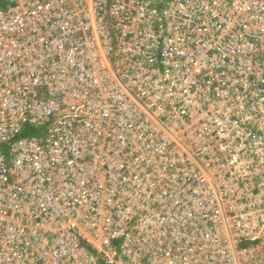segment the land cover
Returning a JSON list of instances; mask_svg holds the SVG:
<instances>
[{
    "label": "built area",
    "instance_id": "built-area-1",
    "mask_svg": "<svg viewBox=\"0 0 264 264\" xmlns=\"http://www.w3.org/2000/svg\"><path fill=\"white\" fill-rule=\"evenodd\" d=\"M126 1L0 0V264H264V0Z\"/></svg>",
    "mask_w": 264,
    "mask_h": 264
},
{
    "label": "rangeland",
    "instance_id": "rangeland-1",
    "mask_svg": "<svg viewBox=\"0 0 264 264\" xmlns=\"http://www.w3.org/2000/svg\"><path fill=\"white\" fill-rule=\"evenodd\" d=\"M127 4L130 5H136L135 0H128L126 1ZM257 12H253V15H256ZM250 35V40L252 41V43L255 45V43L257 44L258 42H260L261 39H264V29H263V24L261 22H254L251 21V31L249 32ZM260 50H257L255 53V57H257V55H262V53H259ZM264 54V53H263ZM251 82L253 83V80H251ZM260 86H251L252 90H256L257 88H259ZM146 112H149V118H154L157 121H163L162 118V114L160 112H154V111H149V110H144ZM129 131H132V129H129ZM126 133V132H125ZM224 135L226 136H232V137H242L244 136L243 132H241L239 129H233L230 128V130L228 131L227 129L223 132ZM205 136V135H204ZM192 138V133H191V137ZM208 139H210L211 141L207 144H205L206 147L210 148L207 149V151L209 152H216L221 154L224 150L228 149L231 152H236V150L234 149V146L231 145H226V144H219L216 145L218 142H212L211 137H208ZM189 148H192L193 151H195L196 147L195 144L191 143L189 141ZM204 147V146H202Z\"/></svg>",
    "mask_w": 264,
    "mask_h": 264
},
{
    "label": "trees",
    "instance_id": "trees-1",
    "mask_svg": "<svg viewBox=\"0 0 264 264\" xmlns=\"http://www.w3.org/2000/svg\"><path fill=\"white\" fill-rule=\"evenodd\" d=\"M25 135H30V134H39V129H36L34 127L31 126H27L25 131H24Z\"/></svg>",
    "mask_w": 264,
    "mask_h": 264
}]
</instances>
